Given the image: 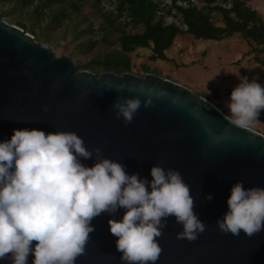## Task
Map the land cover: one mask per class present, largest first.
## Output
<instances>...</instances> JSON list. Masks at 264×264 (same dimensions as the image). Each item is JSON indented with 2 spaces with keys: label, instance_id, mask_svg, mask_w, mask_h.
I'll use <instances>...</instances> for the list:
<instances>
[{
  "label": "water",
  "instance_id": "1",
  "mask_svg": "<svg viewBox=\"0 0 264 264\" xmlns=\"http://www.w3.org/2000/svg\"><path fill=\"white\" fill-rule=\"evenodd\" d=\"M17 24L0 14V140L14 128L72 130L86 148H99L129 174L150 179L152 164L176 169L189 187L193 211L205 230L194 240L177 239L180 225L168 217L156 238L161 251L154 264H264V230L252 236L242 230L232 235L215 225L226 211V197L235 181L244 187H264L263 134L230 124L207 98L161 75L103 71L96 76L78 69L69 52L56 56L50 43L36 41L30 30ZM139 84L151 89L152 103L147 107L136 91ZM132 95L141 99V106L131 122L123 123L110 104L117 96ZM81 162L90 166L93 161ZM206 193L212 198L205 199ZM123 211L118 208L111 218L120 219ZM108 218L110 214L101 213L90 221L94 231L74 264H123Z\"/></svg>",
  "mask_w": 264,
  "mask_h": 264
},
{
  "label": "clouds",
  "instance_id": "2",
  "mask_svg": "<svg viewBox=\"0 0 264 264\" xmlns=\"http://www.w3.org/2000/svg\"><path fill=\"white\" fill-rule=\"evenodd\" d=\"M136 91L143 95V106L152 103L151 89L139 84ZM140 106L137 95L117 96L110 104L123 123L131 122ZM224 107L230 124L249 129L264 109V86L238 76ZM88 159L90 166L81 162ZM149 176L129 174L99 148H86L72 130L14 128L0 140V261L28 264L31 253V264H74L94 231L90 221L107 213L123 264H154L161 251L156 238L168 217L180 225L177 239H196L205 224L193 211L189 187L176 169L152 164ZM118 208L124 209L120 219L111 218ZM215 225L232 235L264 230V187L235 181Z\"/></svg>",
  "mask_w": 264,
  "mask_h": 264
},
{
  "label": "rangeland",
  "instance_id": "3",
  "mask_svg": "<svg viewBox=\"0 0 264 264\" xmlns=\"http://www.w3.org/2000/svg\"><path fill=\"white\" fill-rule=\"evenodd\" d=\"M22 1L27 2L28 0H0V11L5 12L2 16H9L17 22L24 24V27L34 34L36 41L50 43L56 56L69 52L76 59L78 68H81L83 64L88 63L96 56L101 57L113 50L120 49L117 40L118 32L100 30V26L104 22L101 12L105 11L103 8L107 9L111 6L108 3H105V6L103 5L102 8L100 2L97 4L95 0H54L50 10L45 9L43 14L39 15L38 6L44 3L45 0L28 2L29 5L25 7L22 6ZM74 2L79 4V9H73ZM257 2L258 0H252V7L249 6L253 9ZM259 3L264 4V0H260ZM255 10L260 15L262 14L261 17L264 20V11L261 13L259 9L256 8ZM63 14L67 17L63 18ZM177 14L179 13L177 12L172 16H164L162 22L166 24L170 21L179 20ZM53 16L58 17V19H52ZM118 20L120 21L121 19L119 18ZM214 20H221V15L216 13ZM125 30L130 33L140 32L142 31V26L140 24L135 27L128 25ZM235 35V37L234 35L232 36L234 38L231 43L223 44L221 48L229 50L237 44L246 48L248 52L245 55L250 56L248 59L250 65L244 68L243 73L249 79H255L264 86V74L261 71V67L263 66L255 61L254 56L258 55V53L252 50L255 48V45L252 44L251 48L246 43L245 46L241 36ZM87 40L94 41L90 49L84 45V42H87ZM204 48V41H199L196 44L187 33L178 34L174 37L172 44L166 49L167 61H150V52L146 49H137L129 53L131 72L143 75L145 74L143 68L146 67L153 74L161 75L187 86L194 92L207 98L228 115L227 109L224 107V102L228 99L226 97L228 96V90L225 83L229 82L227 77L232 73V69L234 71L233 77L236 79L242 73L235 70L234 58L232 61L227 62L226 60L221 69L209 61L201 62V50L203 51ZM236 49L237 47L232 48L233 51ZM258 57L264 60V52L260 53ZM253 64L257 68L256 72L250 71V67ZM204 65L207 66V69L204 68ZM91 72L96 74L95 71ZM248 72H250V75ZM219 83H223L226 86L220 88L218 86ZM225 97L226 100H224ZM250 128L264 135V110H260L259 116L254 120Z\"/></svg>",
  "mask_w": 264,
  "mask_h": 264
},
{
  "label": "trees",
  "instance_id": "4",
  "mask_svg": "<svg viewBox=\"0 0 264 264\" xmlns=\"http://www.w3.org/2000/svg\"><path fill=\"white\" fill-rule=\"evenodd\" d=\"M33 1H22V6L25 7ZM53 1L45 0L44 3L39 5V15L43 14L45 9L50 10ZM114 1L117 2L115 13L110 11L101 12L104 22L100 26V30L118 32L117 40L120 49L113 50L101 57L96 56L78 69L95 71L96 76L103 71H112L118 74L131 72V61L128 54L137 49L149 50V60L152 62L167 61L166 49L172 44L174 37L182 33L189 34L194 40L213 41L223 40L239 34L247 45L250 47L252 44L255 45L252 50L258 55L254 56V59L264 67V60L258 57L260 53L264 52V20L255 9L247 4L249 0H231L229 8H224L215 3L226 0H201L205 5L198 8L195 6L185 8L176 6V0H171L172 7L180 14L181 21L187 27L186 30L179 28L174 23L164 24L162 15L156 13L157 3L153 0ZM95 2L98 4L100 0H95ZM73 9H79V4L74 2ZM216 13L221 15V20H214ZM0 14L2 16L5 12L0 11ZM62 16L63 18L67 17L65 14ZM121 17H126L129 21H119L118 19ZM52 19H58V17L53 16ZM138 24L142 26L140 32L130 33L125 30L128 25L135 27ZM17 26L23 28L25 25L18 22ZM93 44L94 41L92 40L84 42V45L89 49L92 48ZM143 69L145 73L150 72L146 67Z\"/></svg>",
  "mask_w": 264,
  "mask_h": 264
},
{
  "label": "crops",
  "instance_id": "5",
  "mask_svg": "<svg viewBox=\"0 0 264 264\" xmlns=\"http://www.w3.org/2000/svg\"><path fill=\"white\" fill-rule=\"evenodd\" d=\"M259 2H260V0H258V2L256 3V6H254V8L255 9L256 8L259 9V11H261V13H262L264 11V8H263L264 4H261ZM251 3H252V0L247 1V4L250 5V6H251ZM232 36L228 37L230 39L226 38V39L218 40V41H213V40H194V39H193V41L196 42V44L199 43V41H204V46H205L204 49H205V51H204V49H203V51L201 50V62L209 61L211 64L216 65L219 69H221V67L224 66L223 64H225L226 60L228 62V61H232V59L234 58L233 61L235 63L234 64V66L236 68L235 70L239 71L240 73H242L241 76L247 77L243 73L244 68L250 65L249 64L250 61L248 60L250 56H246L245 55V53L248 52L247 49L244 48L243 46L239 45V44L232 46L229 50L221 48V45L231 43L233 38L236 35H234V37H232ZM243 42L245 43V46H246V42L244 40H243ZM233 47H237V49L235 51H233L232 50ZM227 55H228V57L226 58ZM254 64H256V63H254ZM254 64H253V66L250 67V71L251 72H252V70L254 72L257 71V68H256V66ZM204 68L207 69V66L204 65ZM261 68H262V70H261L262 74H264V67H261ZM233 72L234 71L232 69V73L230 74V76L227 77V80H229L228 83H225L227 86L225 84H223V83H219L218 84V86L220 88L223 87V86L227 87V90H228L227 91V95L229 94V92L231 90V86L238 83V79L233 77L234 76ZM248 74L250 75V72H248ZM226 97H228V96H226ZM226 97L224 98V100H226Z\"/></svg>",
  "mask_w": 264,
  "mask_h": 264
},
{
  "label": "built area",
  "instance_id": "6",
  "mask_svg": "<svg viewBox=\"0 0 264 264\" xmlns=\"http://www.w3.org/2000/svg\"><path fill=\"white\" fill-rule=\"evenodd\" d=\"M153 1L157 3L156 13L162 15V18L164 16L165 17L167 15L172 16V15H175L177 13L176 9L174 7H172L171 0H153ZM105 3H108L111 6L109 8H107V9H104L103 8V5L105 6ZM215 3L220 4L224 8H229L231 6V0H226L224 2L218 1V2H215ZM215 3H213V4H215ZM100 4H101L100 6L103 8V10L110 11V12H113V13L116 12V5H117V2L116 1H114V0H100ZM175 5L176 6H181V7H184V8L185 7H188V6H195V7L198 8V7L204 6L205 3L202 2L201 0H188V1L176 0L175 1ZM177 15H178L179 20H177V21H170V22H167L166 24L174 23L179 28H181L183 30H186L187 27L181 21L180 14H177ZM120 19L121 20L129 21V19L126 18V17H121Z\"/></svg>",
  "mask_w": 264,
  "mask_h": 264
}]
</instances>
